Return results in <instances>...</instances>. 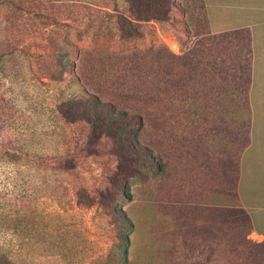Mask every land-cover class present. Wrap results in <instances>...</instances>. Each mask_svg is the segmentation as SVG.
<instances>
[{"label": "rangeland", "instance_id": "obj_1", "mask_svg": "<svg viewBox=\"0 0 264 264\" xmlns=\"http://www.w3.org/2000/svg\"><path fill=\"white\" fill-rule=\"evenodd\" d=\"M169 1L168 19L137 21L139 35L121 37L130 30L117 20L129 14L124 0H0V77L17 109L4 141L18 149L0 155V264H108L122 232L121 264H264V104L251 103L264 96V72L252 84L264 0L226 1L238 20L203 44L202 2ZM213 46L217 75L199 78L195 50ZM192 80L226 86L201 93L215 102L201 110L208 128L201 112L182 119L203 99ZM86 91L139 108L137 138L160 172L121 167L117 131L62 104ZM122 153L125 165L143 161Z\"/></svg>", "mask_w": 264, "mask_h": 264}, {"label": "trees", "instance_id": "obj_2", "mask_svg": "<svg viewBox=\"0 0 264 264\" xmlns=\"http://www.w3.org/2000/svg\"><path fill=\"white\" fill-rule=\"evenodd\" d=\"M128 5L129 14L125 15L123 13H117V20L122 24V27H130L129 31H121V37H128L130 36H138L139 33L137 30H135L134 23L137 21H164L168 19L169 12L172 8L171 1L169 0H124ZM133 26V27H132ZM226 34V32H225ZM200 36H203L206 38L201 39L200 43L203 44V42L207 41L210 38H214L215 34H210V32H204L203 34H197ZM227 36V34H226ZM207 43V42H206ZM215 47H208L207 53H202L203 51H200V49L195 50V53L198 57V63H194L192 66L193 71L195 72V75L199 78H201V75L208 74L209 72L214 76L217 75V67H216V60H219V56L217 57V54L215 53ZM249 52V48L247 47V51L245 50V53ZM210 57H212L210 59ZM207 60L204 64V60ZM66 63L60 61V65L64 66ZM62 66V67H63ZM226 67H224L225 69ZM229 72V69H228ZM202 76V79H203ZM208 77V76H207ZM2 75L0 77V155L3 156H13L10 153L17 154L18 149H14V147L9 145V142L4 141L7 126H9V122H13L14 115L16 114V106L12 100V98L8 95V89L7 87L3 88L2 83ZM209 78V77H208ZM209 80V79H208ZM215 81L214 79L212 80ZM248 81V79H247ZM209 83L199 81V86L196 87L197 90H199L200 95L202 96V100H200V104L197 106L196 102L193 101L189 105V110L187 111L189 114L183 121H199V117L195 115V112H201L202 111H209L214 107V101L210 98L204 99V96L206 92L211 89L214 93L216 92L217 88L226 89V86L216 85V83ZM206 89V90H205ZM205 90V91H204ZM203 95H202V94ZM87 96L85 97H70L66 101H63V105H67L70 107L71 112L73 116L76 119L80 118H86L89 120L92 126H97L100 124L102 128H110L112 132L114 130L117 131L118 138V145L120 147V150L116 152L117 157L119 159L121 167L124 166L128 168L130 171H133L134 168L137 167H146L150 170H153V172H160L163 168V163L161 161L155 160L153 156L150 154L151 149L147 146H143L138 141V132L141 130V127L144 124V121L142 119V115L140 112H137L139 108L136 110H133V112L129 113L125 109H119L116 107V105L112 101H102L96 94H90L86 91L85 93ZM200 95L198 98H200ZM218 96V94H217ZM194 100V99H193ZM213 106H212V104ZM146 106H143L142 110H145ZM199 108V110H198ZM198 110V111H195ZM246 114L248 115L247 122L249 123L250 117V106L246 104L245 107ZM201 115H205L203 119H200L203 121L204 128L209 127V123L207 120H209V114H203V112L200 113ZM207 117V118H206ZM177 118V117H176ZM158 120V119H157ZM176 120V119H175ZM178 120V119H177ZM8 122V125H7ZM247 123V124H248ZM196 125V122H193V125ZM208 124V126H207ZM207 126V127H206ZM12 127V126H11ZM176 127V131L178 133V128L180 131V127L172 125L171 130ZM249 127V125H248ZM192 130L194 128H191ZM128 135V138L126 137ZM127 138V139H126ZM128 150L134 154L137 155L139 158H142V162L135 160L130 161L131 164L125 165V161H129L128 158L124 153H122V150ZM20 155V154H19ZM136 171V170H135ZM117 216L119 217V220L121 222V227L126 229H130L131 223L130 220L125 216V214L118 210L116 211ZM119 245L115 248V251L113 253L114 256L111 257V263L108 264H121L122 261H126L128 259V238L127 233L122 232L119 234ZM110 258V255H109ZM108 258V259H109ZM8 264H11V261H8Z\"/></svg>", "mask_w": 264, "mask_h": 264}, {"label": "crops", "instance_id": "obj_3", "mask_svg": "<svg viewBox=\"0 0 264 264\" xmlns=\"http://www.w3.org/2000/svg\"><path fill=\"white\" fill-rule=\"evenodd\" d=\"M203 4V8L205 10V16L207 23L209 25L210 29V34L213 33H219L220 32V27L222 25H225L227 23H230L231 20H238V15L237 14H232L226 10L223 9V6L227 3L226 1L228 0H199ZM254 40V37H253ZM257 40V39H255ZM253 46V61H252V84L253 87L258 84L259 85V80H263L262 73L264 72V57L263 59H259V54H258V43L252 42ZM192 69V68H191ZM193 72V69H192ZM196 86H199V82L195 83L194 80H192V87H194V84ZM252 105L255 107V105H263L264 104V96H259V97H253L251 99ZM252 110L253 115L255 113H259L257 110ZM264 112V111H263ZM186 117H182L184 119Z\"/></svg>", "mask_w": 264, "mask_h": 264}]
</instances>
